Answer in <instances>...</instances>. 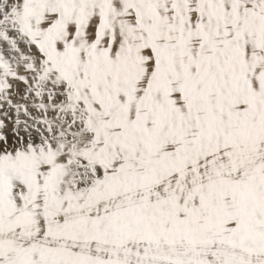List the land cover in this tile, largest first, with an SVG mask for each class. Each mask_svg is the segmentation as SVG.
<instances>
[{
    "label": "snow or ice",
    "instance_id": "obj_1",
    "mask_svg": "<svg viewBox=\"0 0 264 264\" xmlns=\"http://www.w3.org/2000/svg\"><path fill=\"white\" fill-rule=\"evenodd\" d=\"M0 264H264V0H0Z\"/></svg>",
    "mask_w": 264,
    "mask_h": 264
}]
</instances>
